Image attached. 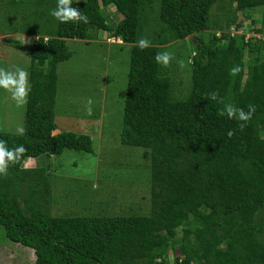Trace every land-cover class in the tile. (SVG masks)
Listing matches in <instances>:
<instances>
[{
	"label": "trees",
	"instance_id": "obj_1",
	"mask_svg": "<svg viewBox=\"0 0 264 264\" xmlns=\"http://www.w3.org/2000/svg\"><path fill=\"white\" fill-rule=\"evenodd\" d=\"M223 1L220 9L228 5L229 12L210 21L217 0H73L88 16L85 24L51 16L57 0H32L30 19L1 31L35 36L25 45L4 38L28 51L32 91L24 134L0 131L9 148L23 144L25 161H36L0 175V226L8 240L34 250V264H264V42L231 34V28L264 33V11L250 29L237 13L246 17L264 0ZM148 28L158 36L141 50L137 41ZM98 31L110 43L130 46L120 141L143 148L149 211L55 216L53 174L40 164L65 150L94 152L88 134H52L57 67L72 56L69 39L91 41ZM203 31L208 37L196 35ZM191 35L197 40L186 57L191 85L179 98L172 78L177 68L157 64L155 56L161 46ZM233 66L242 69L236 76ZM212 92L223 103L211 100ZM228 103L246 111L255 106L243 130L219 115Z\"/></svg>",
	"mask_w": 264,
	"mask_h": 264
},
{
	"label": "rangeland",
	"instance_id": "obj_2",
	"mask_svg": "<svg viewBox=\"0 0 264 264\" xmlns=\"http://www.w3.org/2000/svg\"><path fill=\"white\" fill-rule=\"evenodd\" d=\"M219 1L223 0H217L212 13L210 10V21H214L213 18L218 14L220 16L217 19L229 12L228 5L220 9ZM31 2L0 0V68L14 70L19 66L29 72L28 51L10 44L4 38L23 37L32 41L35 36L1 34V31L8 32L9 25L20 27L24 19H30L29 11L33 8ZM263 11L264 7L259 6L247 11L246 17L240 11L237 13L244 26L250 29L260 25ZM208 32L196 35L208 37ZM105 36L106 32L98 31L97 38L91 41L69 39L67 43L72 56L60 62L57 67V130L52 131V134L58 131L88 134L93 140L94 152L65 150L62 154L45 158L46 164H40L54 175L50 213L55 216L117 215L149 211V166L142 158L143 148L124 145L120 141L130 46L115 39L112 42L117 43H110ZM157 36L152 28H148L140 32L139 39L147 37L152 41ZM196 41V37L191 35L166 47L161 46V52L174 54L169 67L177 68L172 78L175 95L179 98H184L190 89L191 70L186 57L189 60L193 54L192 48ZM181 60L185 64L183 68L179 65ZM89 99L93 101L92 115L86 112ZM25 105L17 106L11 94L0 89V131L17 133L18 127L24 128ZM259 131L264 136V129ZM25 162L28 166L36 165L35 159ZM34 260V250L8 240L0 226V264H34Z\"/></svg>",
	"mask_w": 264,
	"mask_h": 264
},
{
	"label": "clouds",
	"instance_id": "obj_3",
	"mask_svg": "<svg viewBox=\"0 0 264 264\" xmlns=\"http://www.w3.org/2000/svg\"><path fill=\"white\" fill-rule=\"evenodd\" d=\"M76 3H79V0H76ZM50 15L61 23H89L88 16L82 13L78 7L73 6V0H57L56 7L51 10ZM17 40H19L21 45L31 42L30 39L23 37H17ZM45 43H47V41H45ZM137 47L141 50L147 49L151 47V40L147 37H143L137 41ZM173 59L174 54L168 51L158 52L155 56L157 64H160L163 67H169ZM179 65L181 68L185 67L184 61H179ZM241 70L240 66H233L230 69V74L232 76H236L241 72ZM0 89H4L10 93L11 99L17 106L27 104L32 91L30 73L26 69L19 66L15 67L14 70L0 68ZM209 96L211 100L216 101L219 99L220 102L223 103V100L219 97L218 92H212ZM92 103L93 101L89 99L86 106V112L88 115H92ZM255 111L256 108L254 105H249L246 111L242 107H237L232 103H228L225 105L224 109L219 112V115H226L228 119L237 120L239 122L240 130H243L247 126V122L251 120ZM24 132L25 129L23 127L17 128V133L19 135H23ZM234 134L235 133L232 130L227 133L229 137H232ZM261 139H264V137H261ZM27 151L28 149L23 144L9 148L7 141L0 139V175L6 176L10 166L22 164V162V166L26 169L28 165L24 161Z\"/></svg>",
	"mask_w": 264,
	"mask_h": 264
},
{
	"label": "built area",
	"instance_id": "obj_4",
	"mask_svg": "<svg viewBox=\"0 0 264 264\" xmlns=\"http://www.w3.org/2000/svg\"><path fill=\"white\" fill-rule=\"evenodd\" d=\"M235 33H243L245 41L249 40L250 38L253 40H260L264 42V33L263 32H253V31H246L244 32L242 29H234L231 28V34ZM219 35V32L217 33Z\"/></svg>",
	"mask_w": 264,
	"mask_h": 264
},
{
	"label": "crops",
	"instance_id": "obj_5",
	"mask_svg": "<svg viewBox=\"0 0 264 264\" xmlns=\"http://www.w3.org/2000/svg\"><path fill=\"white\" fill-rule=\"evenodd\" d=\"M116 41H120L119 39H117Z\"/></svg>",
	"mask_w": 264,
	"mask_h": 264
}]
</instances>
